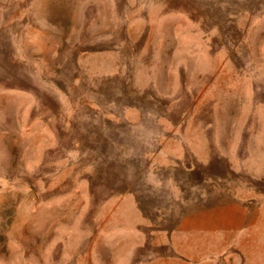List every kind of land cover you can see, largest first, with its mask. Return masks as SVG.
<instances>
[{
	"label": "rangeland",
	"instance_id": "rangeland-1",
	"mask_svg": "<svg viewBox=\"0 0 264 264\" xmlns=\"http://www.w3.org/2000/svg\"><path fill=\"white\" fill-rule=\"evenodd\" d=\"M0 264H264V0H0Z\"/></svg>",
	"mask_w": 264,
	"mask_h": 264
},
{
	"label": "crops",
	"instance_id": "crops-1",
	"mask_svg": "<svg viewBox=\"0 0 264 264\" xmlns=\"http://www.w3.org/2000/svg\"><path fill=\"white\" fill-rule=\"evenodd\" d=\"M225 217H223L221 214L218 213V215H211V222H209V224H206V230H208L209 233H214L216 230H218L220 227H223L222 225L224 224L223 221H226L228 227L229 226H232L230 224V222H234V218L237 217V216H234L233 214H224ZM239 216L241 218H239V221L240 219L242 220V214H239ZM238 216V217H239ZM237 222V221H236ZM241 223V221H240ZM240 223L238 222L237 224L238 227L240 226ZM234 225V223H233ZM234 227V226H232Z\"/></svg>",
	"mask_w": 264,
	"mask_h": 264
}]
</instances>
